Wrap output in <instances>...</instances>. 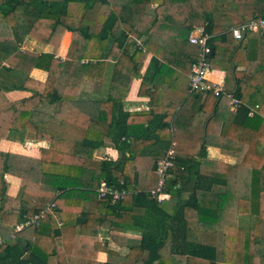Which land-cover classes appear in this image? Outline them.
Masks as SVG:
<instances>
[{"label": "trees", "instance_id": "1", "mask_svg": "<svg viewBox=\"0 0 264 264\" xmlns=\"http://www.w3.org/2000/svg\"><path fill=\"white\" fill-rule=\"evenodd\" d=\"M150 4L155 5L151 13L146 10ZM257 17H264V0H0V138L23 123L33 138L48 142L39 157L0 150V234L43 211L37 225L15 232L28 241L29 256L22 257L16 241L0 247L1 252L10 250V264H218L219 245L224 264H264V84L258 83L264 80V60L256 53L258 70L247 85L242 82L250 49L264 45V32L247 31L235 39L230 31ZM205 22L215 33L209 39L210 66L225 72L219 95L188 85L199 48L187 34ZM65 31L71 37L62 59L56 53ZM130 34L144 39L137 44ZM27 36L52 45V52L21 49ZM106 60L114 61L107 99L92 118L72 101L81 95L85 77L103 75ZM32 68L45 70L46 79L30 76ZM135 77L142 79L139 93L171 99L175 159L165 186L169 200L157 201L147 192L156 183L157 158L136 168L135 177L124 165L122 151L139 154L135 147L148 138L142 131L116 129L117 106ZM13 89L30 95L8 101L5 92ZM231 95L239 100L235 110ZM201 101L208 104L204 121L190 128L198 130L197 138L178 133L179 120L189 123ZM46 103L57 105L58 121L32 116ZM223 107L226 119L215 137L211 121ZM232 127V136L248 145L242 160L228 165L209 159L204 142L225 140ZM131 135L133 143L127 142ZM109 137L121 154L116 160L96 159L94 151ZM194 139L196 150L186 156ZM5 174L20 178L15 196L7 194ZM102 180L129 193L116 201L99 197ZM187 181L192 191L181 201ZM185 204L196 207V216L184 215ZM127 210L142 212L133 216L141 237L116 260V252L102 244L98 227L110 221L109 230L115 233ZM242 214L248 215L247 226L238 225ZM100 250L107 251L104 262L97 259Z\"/></svg>", "mask_w": 264, "mask_h": 264}, {"label": "crops", "instance_id": "2", "mask_svg": "<svg viewBox=\"0 0 264 264\" xmlns=\"http://www.w3.org/2000/svg\"><path fill=\"white\" fill-rule=\"evenodd\" d=\"M154 6V4H150L147 6L146 10L151 13ZM261 32H264V30ZM212 34L214 36L215 33L212 32ZM130 35L133 37L135 42L137 41V44H140V41L144 39V37L139 38L134 34ZM70 37V32L65 31L56 56H59L62 59L65 58V53L70 41ZM262 44H264V42ZM260 46L261 47L257 50L255 49V46H253L254 49H250V53H252L250 54V60L248 61L246 67H244L243 69L245 71L242 81L244 85L248 84L255 70H258L260 60L259 57H255L254 53L259 55L264 60V45ZM21 49L34 50L37 52H52L53 47L50 44L41 43L33 37L27 36L22 41ZM149 56L150 55L147 56L143 64L141 73L144 72L147 66ZM113 64V60H106L103 75L101 77H85L81 86V95H79L77 99L72 101V104L79 107L82 111L89 114V116L92 118H95L98 115L101 102L107 99L110 79L113 71ZM238 69H242V67H238ZM224 74V70L214 67L211 68L208 74V78L211 81L223 83ZM30 76H32L36 80L44 81L46 79L47 73L43 69L32 68L30 71ZM10 79L11 77H9L7 80ZM141 82L142 79L140 77L133 78L125 98L122 100L120 105L118 104L117 106V117L120 122L117 125L116 129H118L119 131L126 130L127 132H129L130 130H133L135 132L142 131L148 136V138L145 139L144 142H141L142 145H140L139 148L138 146L135 147V149H138L139 154L134 152V155H130L128 149L122 151L125 159L127 158L124 165L127 166V172L132 176H134L136 168L149 166L152 160L158 158L169 146L171 141H173L174 135L173 116L171 113H169L171 109L170 97H168L167 94L154 95L150 97L149 95H143L142 93H139ZM258 83L259 85L264 84L263 78H259ZM166 85L167 84L165 82V93L167 92L168 88V86ZM29 95L30 93L28 91L22 89L7 90L5 92V96L8 101L17 100ZM151 101H153L154 103V110L152 111L151 107L153 105ZM56 107V104L46 103L41 105L38 108L39 110H33L31 114L32 116H40L45 118L48 117L53 121H58L59 118L54 116ZM207 107L208 104L203 106L201 101L197 108V111L191 116V120L189 121V123L185 122L186 119H180L177 125L178 133L183 134L184 136H195V138H197L198 130H195V133V131L190 130V128H199V126L204 121V115L206 113ZM106 113V111L102 113V116L108 119V115ZM226 114V107H223L220 113H216L214 115L210 126L211 135L215 137H219L221 135L223 124L226 119ZM162 123H165L164 127L162 126ZM149 128H151V130ZM233 129L234 127H232L230 132H228L230 133V135H228L225 140L210 139L204 142L206 155L209 159L228 165H234L242 160L248 145L236 140L235 137L232 136L234 134L232 132ZM7 134L8 135L0 138L1 151L39 157L41 148L48 146V142L46 140L33 138V132L26 130L23 123L19 125L18 131H10ZM131 134L134 135L133 133ZM132 135L129 137V139H127V142H134V138L132 137ZM187 145L188 147L186 149V156L191 154L192 151L196 150L195 139L191 142H188ZM132 149L133 151L135 150L134 148ZM120 154L121 152L118 150L114 143V140L111 137L107 138L104 144L94 151V157L96 159L116 160L118 159ZM136 177L139 178V176ZM4 178L8 182L7 194L9 196H15L19 188L20 178L11 174H5ZM191 188L192 182L187 181L179 193V199L181 201H185L189 198L192 191ZM170 198L171 195L168 193V196L165 199L169 200ZM172 202L175 201L172 200ZM183 212L185 216L192 217L196 216L197 209L194 205L185 204L183 206ZM139 215H142V212L140 210H127L124 216L121 215V218H123V220L121 219L119 221V224L116 227V231H114L115 233H112V231L109 230L110 221H106L105 225L98 227V236L101 239L102 244L105 245L108 249L116 252L114 259L122 260L128 253L129 247L139 243L141 237V228L139 222L133 219V216ZM247 224L248 215H240L238 217V225L247 226ZM111 234H115L116 236L114 237ZM2 237H4V242L0 245V247L2 246L3 248V246L7 244H13L14 241H16L24 252L22 257L26 258L27 256H29V243L24 237H19L17 233H14V231ZM18 239H20V241H18ZM219 249L220 251H218L216 260L218 264H224L221 253V245H219ZM1 250L3 249H0V264H10L11 262L8 259L10 250H5L2 252ZM107 258L108 254L106 250H100L97 253V259L101 262L106 261Z\"/></svg>", "mask_w": 264, "mask_h": 264}, {"label": "built area", "instance_id": "3", "mask_svg": "<svg viewBox=\"0 0 264 264\" xmlns=\"http://www.w3.org/2000/svg\"><path fill=\"white\" fill-rule=\"evenodd\" d=\"M207 22L200 25H194L187 34V39L190 43L198 45V56L192 61L188 74V85L190 90H200L204 93L212 91L215 95H219L222 90L221 82L209 80L208 74L211 70L209 54L212 52V47L209 44V39L213 36L206 28ZM264 30V17L251 19L247 23L230 27V31L235 39H241L242 31L261 32ZM239 106V100L231 95V108L235 110ZM254 109L249 111L253 115ZM175 142L171 141L165 151L157 158L155 165V173L157 176L156 183L153 187L147 190L150 197L161 201L168 196L165 190L166 182L169 176V170L175 159ZM122 183V182H121ZM99 197H110L111 201L121 199L129 190L123 187H117L108 184L102 180L96 189ZM51 207L53 204L50 205ZM43 216V211H39L32 218L20 221L14 226V233L23 229L30 224H38V220ZM4 242V237L0 235V245Z\"/></svg>", "mask_w": 264, "mask_h": 264}, {"label": "water", "instance_id": "4", "mask_svg": "<svg viewBox=\"0 0 264 264\" xmlns=\"http://www.w3.org/2000/svg\"><path fill=\"white\" fill-rule=\"evenodd\" d=\"M242 36H245V31H242ZM18 241H20V239H18Z\"/></svg>", "mask_w": 264, "mask_h": 264}, {"label": "rangeland", "instance_id": "5", "mask_svg": "<svg viewBox=\"0 0 264 264\" xmlns=\"http://www.w3.org/2000/svg\"><path fill=\"white\" fill-rule=\"evenodd\" d=\"M89 87V86H88Z\"/></svg>", "mask_w": 264, "mask_h": 264}]
</instances>
